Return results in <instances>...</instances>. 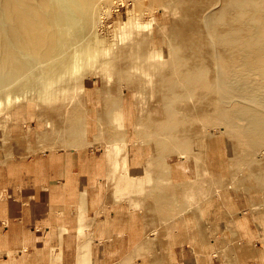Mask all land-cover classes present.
Masks as SVG:
<instances>
[{
	"label": "rangeland",
	"instance_id": "obj_1",
	"mask_svg": "<svg viewBox=\"0 0 264 264\" xmlns=\"http://www.w3.org/2000/svg\"><path fill=\"white\" fill-rule=\"evenodd\" d=\"M152 1L92 0L88 7L85 6V13L88 12L85 14L87 19L84 18L80 22L82 47L74 65L73 63H70L71 66L56 65L54 68L51 64L42 66L46 58L42 53L33 52L34 54L22 57L25 62L33 64L32 67L14 68L13 64L0 66V199L29 197L35 192L45 191L46 186L41 182L46 179L54 181V188L59 191L57 198L62 199L63 192L74 188L76 184L83 190V192L79 190V197L85 191L88 198L90 205L86 213L88 216L101 214L100 219L105 220L103 224L109 225L111 221L109 214L112 211L118 215L117 219L122 221H119V224H122L121 227L119 225V229L126 228L129 231L126 234L119 233V240L120 237L128 236V239L134 241L131 256L121 258L115 264H122L124 261H130V264H192V262L264 264V143H259L262 147L258 144L257 146L261 148L258 150L257 147L255 150L253 145L244 143L242 136H240L243 140L241 144L238 133L227 123L228 129L224 128L226 124L223 125V121L219 124V120L213 119L210 126L209 123L212 121L211 119L209 121V118L212 117L206 120L207 118L200 114L193 116L202 105L207 109L211 108L210 105L199 101L194 91L191 92L195 95L187 92L188 94L182 97L189 99L186 103L191 102L184 106L185 98L163 101L161 91L164 88L158 82L160 74L166 73L162 69L163 62L167 63L170 69L173 60L179 56L190 55L191 50L192 58H196L206 45L208 47L210 34L204 29L205 25L210 16L220 11L227 2L225 0H184L185 2L155 0L157 3L155 1L152 3ZM180 3L181 8L178 7ZM185 22L189 23L188 29H185L188 25ZM192 22L196 25L194 26L196 29L193 28ZM178 24L179 27L181 26V31H188L191 28L193 31L188 32L195 33V36L193 34L191 36L187 31L181 32L178 27L185 40L188 41L189 38H186L188 34V37H195L194 40L199 35L201 42L196 39V43L199 42L200 45L195 46L196 43L191 44L189 41L184 43L185 40L182 43L181 37L177 38ZM195 30L200 32L204 30L205 33L197 32V35ZM69 33L71 34V31ZM210 33L214 36V32ZM204 38L207 43L204 42ZM176 39L180 40L177 41L178 45L173 43ZM203 42L206 43L205 46ZM184 45L188 46V49H185L186 53L183 50L186 48ZM190 45L200 48H198L200 51L196 48L199 51H196L197 55ZM178 47L179 50L183 48L181 54ZM153 48L160 57H157ZM146 49L153 51L156 57L149 51L146 52ZM125 57L128 59H122ZM145 57L147 62L143 63ZM61 58L63 56H56L53 61L59 62ZM149 58L154 61L150 63L152 59ZM158 58L166 59L162 62ZM129 59H132L131 62ZM122 60L126 62V67L123 66ZM133 61L136 62L132 64ZM94 65L101 70L99 71ZM115 65L119 67L116 68ZM127 65L130 67L129 70ZM133 65L138 66L136 67L138 70ZM140 68L143 72L148 71L144 72L146 76L142 74ZM169 69L167 67L166 71L169 72ZM118 71L125 74L119 75ZM135 71H139L140 74L136 76ZM32 72L37 76L35 77L37 81L33 77L35 82H30ZM87 72L89 73L86 74ZM77 76L82 77V80ZM136 77L141 78V86ZM146 81L148 84H144L147 83ZM126 83L128 84L125 85ZM129 83L135 85H132L133 89ZM99 85H101L100 89H98ZM158 85L160 95L157 93ZM135 87L139 92L134 90ZM260 92H264V89ZM190 98L193 100L191 101ZM176 100L179 105L176 104ZM182 101L183 103L180 104ZM170 102H173V105ZM192 103H194L193 107ZM156 104H159L160 110L156 109ZM174 105L178 106V110ZM188 106L192 108L189 109ZM193 108L196 110H192ZM167 109L175 115L173 120L177 122L176 125H173V121L171 124L166 120ZM154 111L156 114L153 113ZM176 113L182 114V118ZM151 114L157 115L158 118L155 119L152 115V119ZM71 116L74 120H71ZM136 116L138 117L135 118ZM183 116L188 119L185 120ZM199 118L202 119L199 121ZM241 119H236L239 121L238 123L235 121L234 124L238 126L243 121ZM184 120L187 122L190 120L191 128H189L190 123L185 126ZM193 120L196 122L194 123ZM178 121L184 124V130L186 129L187 132L183 133L182 127L174 128L179 126ZM204 121H208L205 123L207 126L205 129ZM64 123L66 125L70 123L68 128ZM243 123L245 121L240 125H244ZM164 124L166 127L163 126ZM198 124L201 126H197ZM212 125L215 127L213 128ZM136 126L139 131L134 129ZM72 127L77 128L69 130ZM194 127H199L197 129L199 133L194 129L191 134L190 130ZM200 129L205 130L203 132L208 133L207 136L202 135ZM178 130L182 133L179 134ZM209 130L212 134H209ZM166 131L169 132L168 135ZM186 134L192 138L191 150L187 144ZM169 138L178 143L177 153L176 147L173 151L166 148L167 145L172 149L176 144L174 141V144L169 143ZM180 138L183 139L182 142ZM229 138L234 142H230ZM202 139H205V142ZM177 141L182 145L179 146ZM235 142L241 148H235L236 145H232L236 144ZM110 143L114 145L110 146ZM246 144L249 145L247 148ZM185 145L190 153L187 149L184 150ZM233 146L235 149L232 148ZM248 148H252L250 149L252 151ZM167 150L171 153L169 154ZM192 152L197 153L193 155ZM178 153L181 156L177 155ZM197 154L203 160L201 158L199 160L200 156ZM195 157L198 159L196 162ZM239 157H242L243 161ZM243 157L245 160L248 158L246 162ZM199 162L204 165H199ZM64 180L68 182L65 188L61 186ZM182 181L184 183H181ZM188 182L191 185L190 189ZM182 184L186 185L184 189L187 191L183 189ZM169 185L170 191L167 189V187L170 189ZM161 186L165 187L167 193ZM170 207L173 210L169 209ZM79 210H81L80 206ZM79 220L86 225H93L95 218L81 217ZM93 237V231L91 233L89 228L84 230L80 228L76 234H71L65 233L64 228L61 227L55 239L59 245L65 239L80 241L82 246H85L93 240ZM108 237L109 234L106 233L105 236L102 234V242ZM191 248L195 253L194 257L191 256ZM58 251L60 249H54V252ZM77 258L82 261L80 264H105L109 259V250H103L102 254L96 257L95 263L91 248L80 249Z\"/></svg>",
	"mask_w": 264,
	"mask_h": 264
},
{
	"label": "bare ground",
	"instance_id": "obj_2",
	"mask_svg": "<svg viewBox=\"0 0 264 264\" xmlns=\"http://www.w3.org/2000/svg\"><path fill=\"white\" fill-rule=\"evenodd\" d=\"M91 1L92 0H0V66H7V65L13 64L14 68L32 67L33 64H31L29 62H25L22 59V57H24L28 54H34L36 52L42 53L43 56L46 58V61L42 62V66H43V64H46V65L51 64V66L54 68L56 65L57 66H62V65L64 66V64H66L69 66L70 63L71 64L73 63V65H74V63H75L74 61L76 59V56L80 52L81 47H82L80 44V42H81L80 40L82 39L80 22H82V20L84 18H86L87 15H85V14H87L88 12L85 13V6L87 5V7H88ZM150 1H152V0H150ZM154 1H152V3L156 2V1L155 2ZM177 1H179V0H177ZM225 1L227 2V4L222 9H220V11L217 12L215 9L213 10L214 12L216 11V13L214 15L210 16L208 22L205 25L206 28H204V29L206 31H208V33L210 34V37L208 35V37L210 39V42L208 43L209 44L208 47L206 45L207 48L204 47L203 51L201 50L202 52H199L200 51L199 47H198L199 48L198 49L197 47H192V45H190V47H192V51L194 48L195 53H196V51L200 53V55H198V57L196 56V58H192L191 54H193V53L190 50V53H191L190 55H181L177 59H174L172 64L170 65L171 66L170 69H169V65H167V63L163 62V61H165L166 58L164 60L163 59L161 60L160 58H158V59H160L159 61L163 62L161 65H163L164 67L167 66L169 69V72H167L166 71L167 67L165 69L163 67L162 69L165 70L164 72H166V73L162 72L164 74H162V75L160 74V76L158 77L159 84L164 88V90L162 89L163 91H161V96L164 98L163 101L164 100L172 101V100H175L178 98L184 99L185 97L184 98H182V97L187 92L192 93L191 91H194V93H196V95H198L200 100L197 99V96H196V98L194 96V98L205 103V104L210 105L211 108L207 109V108L203 107L202 103L200 102L202 105L201 106L202 108H199V111H195L196 109L193 108L192 110L195 111L193 113V116L200 114V115H202V117L204 116V118H207L206 120H208V117H212V118H209V121H210V119H211V121L214 119V120H219L218 123L220 121H223V125H225L227 123L228 125L231 126V129L232 128L235 129V131L238 133L239 137L240 136L244 137V139H243L244 143L248 142L247 144L253 145L252 146V147H254L253 149L257 150V147H258L257 145L259 143H264L263 142L264 141L263 140L264 139V92H262V93L260 92L264 89V0H225ZM180 2H182V1H180ZM180 4H179V6L178 5L177 6L181 8L182 4H181V6H180ZM221 4H223V3H221ZM215 5H218V4H215ZM89 16H88V18H89ZM185 23H188V22H185ZM179 24L177 25L176 29H178ZM185 26H186V24L184 25V27ZM188 26H189V23L187 25V28L185 27V29H188ZM192 26L194 28V26H196V25L194 24ZM201 28H199V29L201 30ZM194 29H196V28H194ZM181 30L182 29L180 28V31ZM189 30H191L190 32L193 31L191 28H189ZM198 30L197 31L195 30L196 33L200 32ZM70 31H71V34L73 35V37H71V34L69 33ZM183 31L186 32L187 30L186 31L183 30ZM183 31H181V32H183ZM203 31L200 33H205ZM178 32H179V29H178ZM190 32H188V33L191 36H193V35L195 36L194 32L193 33H190ZM210 32H214L213 33L214 36L212 35L213 37L211 36ZM208 33H206V34H208ZM179 34H180V36H179ZM179 34H178L177 38L179 39L181 37L180 39L182 40L181 42L183 43V41L185 39L181 35L180 32H179ZM184 34H186V33H184ZM189 34L186 37V38H189L188 39L189 43L190 42H191V44L196 43V39H197V41L198 40L200 41L201 38H199L198 33H197L198 38H196L195 40H194L195 37H191V36L188 37ZM197 35H196V37H197ZM164 36L166 37V35H164ZM202 36H207V35L203 34ZM202 36H200V37H202ZM208 37H207V39H208ZM177 41H180V40L176 39L173 41V43L174 42L177 43ZM186 41H187V39L184 41V43ZM204 42L207 43V40L205 39ZM141 43H143V42H141ZM178 43H177V45H178ZM198 43L199 42H197L195 44V46ZM206 43H204V45L201 44V46L202 45L205 46ZM143 44L142 45L140 44V45L142 47H144ZM140 45H138V46L141 47ZM199 45L200 44H198V46ZM180 47H181V45H180ZM180 47H178V50ZM185 47L186 48H184V49L182 48L184 51H185V49H188V46H185ZM129 48H130V46H129ZM196 48L199 51L196 50ZM148 49H150V48H148ZM182 49H180L179 52ZM151 50H152V48H151ZM151 50L150 51L148 50L149 53H152L154 51V48H153L152 52H151ZM129 51L130 50H128V53H129ZM140 51L141 50H139V52ZM145 51L148 52L147 49ZM135 52L136 51H134V54H135ZM139 52H138V54H139ZM146 52H145V54H149ZM181 52L179 54H181ZM142 53H143V51H142ZM154 53H156V51H154ZM185 53H186V51H185ZM187 53H189V52L187 51ZM129 54H131V53H129ZM152 55L154 56L155 54L152 53ZM152 55H151L152 58L156 57V56L153 57ZM156 55H157V53H156ZM196 55H197V53H196ZM56 56H63V58H61L59 60V62H54L53 58ZM141 56H143V55H141ZM157 57H160V55L158 54ZM126 58L127 57L122 58V59H126ZM129 58H130V56H129ZM152 58H149V59H152ZM161 58H164V57H161ZM51 59H52V62H51ZM131 60H130V62H131ZM122 61H124V60H122ZM153 61L154 60L152 59V61L150 63H152ZM159 61H158V63H159ZM130 62H129V64H130ZM135 62L136 61H133L132 64H134ZM144 62H147L146 57H145V61H143V63ZM123 63H124L123 66L126 67V65H125L126 62L124 61ZM127 63H128V61H127ZM137 64H139V63L137 62ZM100 65H102V64H100ZM135 65H133V66L135 67ZM150 65H152V64H150ZM158 65L160 66V64H158ZM115 66H116V68L119 67L118 65H115ZM94 67H97V69L99 71L101 70V68H98V66L94 65ZM136 67L138 68V66H136ZM152 67H154V66H152ZM73 68H74V66H73ZM121 68H123V67H121ZM128 68H130V67L128 66L127 69ZM160 68L161 67H158V69H160ZM140 69L142 70V68H140ZM147 69L145 68L144 70H147ZM152 69L154 70V68H152ZM158 69H156V70H158ZM72 70L74 71L75 69H72ZM118 70H121V69L118 68ZM133 70H134V68H133ZM161 71L162 70H160V72ZM83 72H85V70ZM89 72H90V70H89ZM89 72H87L86 74H88ZM118 72H120V71H118ZM129 72H131V75H132V71L130 70ZM135 72H137V71H135ZM138 72H137L136 76H138L140 74V73L138 74ZM144 72L142 70V74ZM147 72H145V73H147ZM157 72H159V71H157ZM97 73H98V71H97ZM133 73H134V71H133ZM145 73H144V75L146 76ZM159 73H158V75H159ZM121 74H125V73L120 72L119 75H121ZM31 75H33V76L31 78L30 82L31 81L35 82L33 80V77L35 79V77H37L36 74L34 75V72H32ZM69 75L67 74V76H69ZM79 75H80V72H79ZM131 75H129V76L131 77ZM45 76L46 75H44V77ZM70 76H72V75H70ZM80 76H82V75H80ZM80 76H77V78L78 77L80 78ZM103 76H104V74H103ZM249 76L250 77L252 76L254 78L251 77L252 80H249V79H251V78H249ZM143 78L145 79V77H142V79ZM136 79L138 81L141 80V78L138 79L137 77H136ZM81 80H80V82H81ZM128 80H130V79L128 78ZM149 80H148V82H149ZM77 81H79V80H77ZM141 81L138 83L139 84L142 83ZM148 82L147 83L144 82V84H148ZM77 83H79V82H77ZM81 83H83V82H81ZM136 83L137 82L135 81V85H136ZM127 84L128 83H126L125 85H127ZM16 85H14V86H16ZM77 85H80V84H77ZM107 85H104V86L106 87ZM130 85L131 84L129 83V86ZM132 85H133V83H132ZM135 85H133V86H135ZM141 85L142 84H140V86ZM100 86L101 85H99L98 89L101 88ZM133 86L131 89H133ZM79 87H81V86H79ZM260 88H263V89H260ZM135 89L139 92L138 88L135 87L134 90ZM158 89H159V85L157 88V93L159 92ZM194 93H192V94H194ZM141 94H143V93H141ZM141 94H139V95H141ZM135 95H138V94H135ZM187 99L188 98H185V100H184L185 103H183V101H182V102H180V104L183 103V106H184V104L187 105L189 103V101H188V103H186ZM190 100L192 101L193 99L190 98ZM175 102L177 105H179L178 104L179 102L177 103V100ZM170 103L172 104L173 102H170ZM171 104H169V105H171ZM193 104L194 103H192L191 106ZM156 105H157L156 109L160 110L158 108L159 104H156ZM177 105H174V106L177 108L178 107ZM188 107H190V106H188ZM192 107H190L189 109H191ZM199 107H200V105H199ZM153 108L154 107H152V109ZM152 109H150V110H152ZM186 109H188V108H186ZM153 110H155V109H153ZM177 110H178V108H177ZM197 110H198V107H197ZM137 111H138V108H137ZM187 111H189V110H187ZM175 112H176V110H175ZM183 112H184V110H183ZM73 113H75V112H73ZM150 113H152V112H150ZM153 113L156 114L155 111ZM186 113L188 114V112H186ZM160 114H162V113H160ZM178 114H180V113H178ZM70 115H72V114H70ZM152 115L153 114H151L152 119H153V116H155V119H156V117L158 118V116L161 117V115H159V114H158V116L157 115L152 116ZM165 115L167 118L166 117H164V118H166L168 123L172 124V121L174 122L173 119L175 116L173 114V112L167 109V110H165ZM181 115L182 114H180V116H178V117L182 118ZM74 116H76V114ZM187 116L190 117L191 115L188 114ZM72 117L73 116H71V120L73 119ZM137 117L138 116H136L135 118H137ZM139 117H140V115H139ZM140 118H139V120H140ZM183 118H184V116H183ZM193 118L194 117H192V119ZM204 118H203V120H205ZM238 118L239 119L242 118L241 120L245 121V123H243L244 125H240V124H242L243 121L239 124L240 126L239 125L237 126L234 124L235 121H237L235 123H238L239 120H236ZM186 119H188V118H186ZM192 119H191V123H192ZM194 119H196V118H194ZM200 119H202V118H199V121H200ZM101 120H103V119H101ZM185 120H184V124H185V126H187L190 123V120H189V122H187ZM203 120H201V121L203 122ZM167 121H165V122H167ZM193 122H194V120H193ZM195 122H196V120H195ZM207 122L204 121L203 124H205ZM175 123H177V122H174L173 125H176ZM180 123L181 122H179V124H177L180 126V128H179V126L174 127V128L181 129V127H182L183 128L182 132L183 133L187 132V131H185L186 129L184 130V127H185L184 124L181 123V125H180ZM191 123L189 124V128H191L190 127ZM197 123H199V122H197ZM212 123H213V121L210 122L209 125ZM69 124L70 123H68L66 125L64 123V126L66 125L65 127L68 128L67 126ZM201 124H198L197 126H199V125L201 126ZM203 124H202V126H203ZM221 124H222V122H221ZM227 124L225 126H227ZM209 125H208V127H209ZM163 126H165V124ZM225 126H224V128L228 129L229 126H227V127H225ZM206 127L207 126L205 124L204 129ZM214 127L215 126H213V128ZM76 128L72 127L69 130L72 131L73 129H76ZM189 128H188V130H190ZM213 128L211 130H213ZM134 129H137V126ZM194 129L197 130V129H199V127H196V128L194 127L193 129H191L190 130L191 134L193 133L192 130H194ZM208 129H210V127ZM137 130L139 131V129H137ZM137 130H135V131H137ZM164 130H165V128H164ZM170 130H168V131H170ZM196 130H195V132H198V130L197 131ZM211 130H209V134L211 133ZM229 130H230V128H229ZM168 131H166V132H168ZM175 131H174V133L177 132V131L176 132ZM203 131H205V130H203ZM203 131H201V129H200V132L203 133L202 135L205 134ZM170 132L173 133L172 130ZM182 132L179 131L178 133L180 134ZM198 133H197V135H198ZM206 133H207V131H206ZM168 134H169V132L167 133V135ZM207 134H205V135L207 136ZM167 135H166V137H167ZM69 137H71V135ZM170 137H172V136L170 135ZM181 137H183V135ZM187 137H188V135H187ZM195 137H197V136H195ZM224 137H225V134H224ZM242 137H240L241 142L239 141L241 144H243L242 143L243 142ZM193 138H194V136H193ZM237 139H239V138H237ZM167 140L168 139H166V141ZM182 140L183 139H181L180 141L182 142ZM186 140H187L188 147L190 146L189 148L191 150L192 138L189 136L188 138H186ZM173 141L176 143L175 140H173ZM173 141H172V138L171 139L169 138V143L173 142ZM229 141H230V138H229ZM232 141H233V139H232ZM232 141H230V142H232ZM174 142L172 144H174ZM177 142H179V141H177ZM181 142H179V144H180L179 146L182 145ZM183 142H186V141H183ZM235 143L236 144L231 143L232 145H236V147L235 146L232 147L233 149L238 147L237 142H235ZM111 144H113V143H110V146L114 145V144L113 145H111ZM166 144H168V142ZM172 144H170V145H172ZM231 144H230V146H231ZM241 144H240V146H241ZM176 145L178 146V143H176L172 149L169 146L167 147V145H166V148H168V150L170 149L173 151V150H175L174 148L176 147ZM203 145H205V143H203ZM260 145L262 147V144H259V146ZM115 146H117V145L115 144ZM248 146L249 145H247L246 148ZM182 147H181V149H183ZM242 147H244V145H242ZM261 147H258V150ZM176 148H177L176 149V153H177L178 147H176ZM238 148H241V147H238ZM246 148H244V149L242 148V149L245 150ZM185 149H187V146L184 148V150ZM250 149H252V148H250ZM250 149L248 148V150H250ZM168 150H167V152H169V154H170L171 152ZM190 150H188L187 152H189ZM250 151H252V150H250ZM179 152H181L180 149H179ZM183 152H184V154H186L185 151H183ZM193 152H192V154H193ZM172 153H174V152H172ZM196 153L197 152H195V154ZM184 154H183V156H184ZM195 154H193V155H195ZM198 154H201V153H198ZM177 155H180V153H178ZM198 156H200V155H198ZM183 158H185V156ZM198 158L200 160L201 156ZM239 158L242 160V157H239ZM201 159L203 160V158H201ZM243 159L245 160L244 157H243ZM247 159L248 158H246L245 162L247 161ZM197 160L198 159L196 158L194 161L196 162ZM109 162H111V160H109ZM201 163H204V162L201 161ZM201 163L199 162V165ZM194 164H196V163H194ZM197 166H198V162H197ZM202 166H200V167L202 168ZM197 168H199V166ZM197 168H196V170H197ZM167 175H169V173ZM153 176H154V174H153ZM193 179L194 178H192V181H193ZM152 180H154V179H152ZM165 180L168 181L169 179H165ZM188 181H189V179H188ZM181 183H184V181H182ZM188 183L190 185V182H188ZM185 184H186V182H185ZM195 184H196V182H195ZM179 186H181V185H179ZM161 187L165 189L164 186H161ZM182 187L184 189V187L186 188V185H183ZM182 187H180V188H182ZM190 187H191V185L189 186L188 189H190ZM167 189L170 191L171 186H170V189L168 187H167ZM184 190H186V189H184ZM166 191L167 190L165 189V193H167ZM176 191H178V190H176ZM191 192H192V190H191ZM171 205H172V203H171ZM173 207H174V205H173ZM169 209L173 210V208H171V207Z\"/></svg>",
	"mask_w": 264,
	"mask_h": 264
},
{
	"label": "crops",
	"instance_id": "obj_3",
	"mask_svg": "<svg viewBox=\"0 0 264 264\" xmlns=\"http://www.w3.org/2000/svg\"><path fill=\"white\" fill-rule=\"evenodd\" d=\"M41 184L46 186L45 191L35 192L29 197L0 199V264H80L82 261L77 258V252L83 247L91 248L93 263L107 249L109 259L105 264H115L121 258L131 256L134 241L128 236L120 237L119 240V233L126 234L129 231L126 228L119 229L122 225L119 221H122L117 219L118 215L110 211L111 221L105 225V220L100 219L101 214H86L90 206L88 198L85 191L79 197V190L82 189L76 184L74 188L63 192L62 199L57 198L59 191L55 190L52 179H46ZM67 185V180H64L61 186L65 188ZM86 216L95 218L93 225L80 222L79 219ZM61 227L65 233L71 234H76L80 228H89L91 233L93 231V240L82 246L80 241L63 239L59 245L55 237ZM106 233L109 237L102 242V234L105 236ZM54 249L60 251L54 252ZM194 255L191 248V256ZM122 264H130V261Z\"/></svg>",
	"mask_w": 264,
	"mask_h": 264
}]
</instances>
